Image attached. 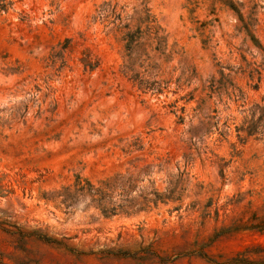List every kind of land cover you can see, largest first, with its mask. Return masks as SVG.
Here are the masks:
<instances>
[{
	"label": "rangeland",
	"instance_id": "rangeland-1",
	"mask_svg": "<svg viewBox=\"0 0 264 264\" xmlns=\"http://www.w3.org/2000/svg\"><path fill=\"white\" fill-rule=\"evenodd\" d=\"M262 224L264 0H0V264H264Z\"/></svg>",
	"mask_w": 264,
	"mask_h": 264
},
{
	"label": "trees",
	"instance_id": "trees-1",
	"mask_svg": "<svg viewBox=\"0 0 264 264\" xmlns=\"http://www.w3.org/2000/svg\"><path fill=\"white\" fill-rule=\"evenodd\" d=\"M258 229L261 230V231H264V224L258 226ZM45 240H48V241H52V242H56L57 240L54 239V238H49V237H44Z\"/></svg>",
	"mask_w": 264,
	"mask_h": 264
}]
</instances>
